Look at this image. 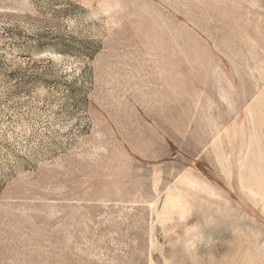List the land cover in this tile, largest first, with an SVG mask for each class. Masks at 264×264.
Segmentation results:
<instances>
[{"label": "rangeland", "instance_id": "374dc122", "mask_svg": "<svg viewBox=\"0 0 264 264\" xmlns=\"http://www.w3.org/2000/svg\"><path fill=\"white\" fill-rule=\"evenodd\" d=\"M0 264H264V0H0Z\"/></svg>", "mask_w": 264, "mask_h": 264}, {"label": "crops", "instance_id": "0c3cea01", "mask_svg": "<svg viewBox=\"0 0 264 264\" xmlns=\"http://www.w3.org/2000/svg\"><path fill=\"white\" fill-rule=\"evenodd\" d=\"M183 70H184L183 68H180V69H178L177 72H181ZM160 87H162V89L167 90V89H171L173 87V85L171 83L168 84L167 82H161Z\"/></svg>", "mask_w": 264, "mask_h": 264}]
</instances>
